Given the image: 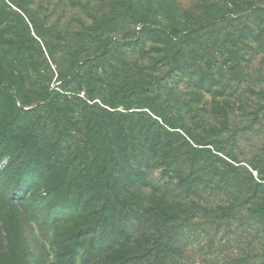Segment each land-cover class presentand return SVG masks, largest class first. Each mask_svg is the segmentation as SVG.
<instances>
[{
  "label": "trees",
  "instance_id": "obj_1",
  "mask_svg": "<svg viewBox=\"0 0 264 264\" xmlns=\"http://www.w3.org/2000/svg\"><path fill=\"white\" fill-rule=\"evenodd\" d=\"M142 2L62 34L0 0V176L69 213L34 264H264V0Z\"/></svg>",
  "mask_w": 264,
  "mask_h": 264
},
{
  "label": "rangeland",
  "instance_id": "obj_2",
  "mask_svg": "<svg viewBox=\"0 0 264 264\" xmlns=\"http://www.w3.org/2000/svg\"><path fill=\"white\" fill-rule=\"evenodd\" d=\"M15 1L17 4L29 8L37 22L62 34L81 32L92 26L95 19L109 16L112 9L114 11V0ZM142 1L144 8H151L162 13L169 23L192 25L199 17L198 0ZM13 9L21 13L16 6H13ZM55 82L56 79L53 83L55 84ZM185 86L182 83L178 88L184 91ZM8 162L6 158L0 159V174ZM5 177L0 176V264H16L14 257L18 252V245L21 249L20 256H18L19 264H34L36 259L42 260L39 251L41 245L45 246L48 254L51 255L50 243L54 240L53 231L42 227L44 225L41 224L43 218L53 222L57 217L63 216L67 219L69 213L47 203L45 195H42L39 189L31 191L25 202L10 203V198L17 197L19 199L22 197V187L18 183H8V179ZM11 205L15 207V222L10 220ZM53 261L54 259L51 258L45 262L50 264Z\"/></svg>",
  "mask_w": 264,
  "mask_h": 264
}]
</instances>
